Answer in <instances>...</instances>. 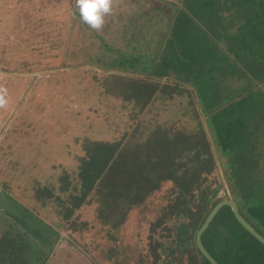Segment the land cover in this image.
I'll list each match as a JSON object with an SVG mask.
<instances>
[{"label":"rangeland","instance_id":"rangeland-1","mask_svg":"<svg viewBox=\"0 0 264 264\" xmlns=\"http://www.w3.org/2000/svg\"><path fill=\"white\" fill-rule=\"evenodd\" d=\"M175 8H182L181 0H111L110 13L95 30L80 19L77 0H0V264L199 259L188 217L161 218L179 193L171 181L130 208L118 229L102 224L95 202L77 208L72 197L85 140L120 142L130 154L147 151L157 127L175 142L200 125L214 167L195 200L201 189L217 186L212 200H233L226 161L193 89L170 77L150 79L109 59H117L116 52L154 56L163 48ZM137 77L166 87H159L145 109L136 98L126 99L132 95L122 86V79Z\"/></svg>","mask_w":264,"mask_h":264},{"label":"trees","instance_id":"trees-1","mask_svg":"<svg viewBox=\"0 0 264 264\" xmlns=\"http://www.w3.org/2000/svg\"><path fill=\"white\" fill-rule=\"evenodd\" d=\"M181 1L182 8L173 10L170 29L162 37L163 48H157L154 56L116 52L117 59L109 57L110 62L150 79L170 77L193 89L226 161L233 201L264 237V0ZM130 79L121 80L132 95L126 99L136 98L143 109L150 107L160 86L151 80ZM174 86L180 88V84ZM155 133L146 141L147 151L136 148L130 154L124 153L120 142L85 140L86 154L77 168V195L72 196L75 206L95 202L105 219L102 224L112 222L111 229H118L130 208L144 204L163 182L171 181L179 193L161 218L188 217L196 232L221 201L212 200L220 186L201 189L195 200L202 180L214 167L208 139L200 125L175 142L159 127ZM86 223L79 225L86 228ZM201 243L218 264H264V246L238 223L228 206L214 216ZM194 250L199 259L193 256L192 264H210L196 246Z\"/></svg>","mask_w":264,"mask_h":264},{"label":"water","instance_id":"water-1","mask_svg":"<svg viewBox=\"0 0 264 264\" xmlns=\"http://www.w3.org/2000/svg\"><path fill=\"white\" fill-rule=\"evenodd\" d=\"M228 206L232 214L234 215L235 219L238 223L255 239H257L263 246H264V237L259 234L240 214L238 206L235 201L232 199H223L216 203V205L210 210L207 217L205 218L204 222L200 226V228L196 231L195 235V244L201 255L210 263V264H218L216 260L208 253V251L204 248L201 243V235L207 229L209 224L211 223L214 216L217 212L223 207Z\"/></svg>","mask_w":264,"mask_h":264},{"label":"clouds","instance_id":"clouds-1","mask_svg":"<svg viewBox=\"0 0 264 264\" xmlns=\"http://www.w3.org/2000/svg\"><path fill=\"white\" fill-rule=\"evenodd\" d=\"M80 19L90 28L98 30L104 24L105 16L110 13L111 0H77ZM0 100V103H3Z\"/></svg>","mask_w":264,"mask_h":264}]
</instances>
